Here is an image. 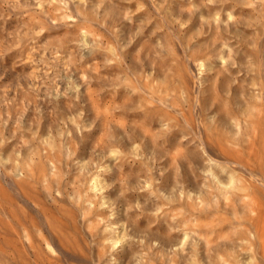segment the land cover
<instances>
[{
  "label": "rangeland",
  "instance_id": "obj_1",
  "mask_svg": "<svg viewBox=\"0 0 264 264\" xmlns=\"http://www.w3.org/2000/svg\"><path fill=\"white\" fill-rule=\"evenodd\" d=\"M0 264H264V0H0Z\"/></svg>",
  "mask_w": 264,
  "mask_h": 264
}]
</instances>
